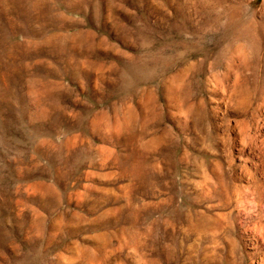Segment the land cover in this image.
I'll use <instances>...</instances> for the list:
<instances>
[{
    "label": "rangeland",
    "instance_id": "obj_1",
    "mask_svg": "<svg viewBox=\"0 0 264 264\" xmlns=\"http://www.w3.org/2000/svg\"><path fill=\"white\" fill-rule=\"evenodd\" d=\"M0 264H264V0H0Z\"/></svg>",
    "mask_w": 264,
    "mask_h": 264
},
{
    "label": "bare ground",
    "instance_id": "obj_2",
    "mask_svg": "<svg viewBox=\"0 0 264 264\" xmlns=\"http://www.w3.org/2000/svg\"><path fill=\"white\" fill-rule=\"evenodd\" d=\"M16 2H17V1H16ZM16 2H15V3H16ZM23 6H24V5H23ZM25 7H26V6H25ZM16 8H17V7H16ZM29 8H30V7H29ZM20 9H21V8H20ZM23 10H24V9H23ZM25 10H26V8H25ZM31 10H33V9H31ZM31 10H30V11H31ZM35 10H36V9H35ZM24 17H25V16H24ZM27 18H28V17H27ZM31 18H32V17H31ZM23 19H24V18H23ZM28 19H29V18H28ZM33 19H34V18H33ZM40 20H41V18H40ZM24 23H25V22H24ZM56 26H57V25H56ZM56 26H55V27H56ZM30 29H31V28H30ZM42 30H43V29H42ZM47 31H48V30H47ZM50 31H51V30H50ZM50 31H49V32H50ZM53 32H54V31H53ZM59 32H60V31H59ZM44 33H46L45 30L43 31V34H44ZM32 34H33V33H32ZM49 34H50V33H49ZM34 35H35V34H34ZM41 35H42V32H40L39 34L37 33V34L35 35V37H38V36H41ZM60 36H62V35H60ZM55 37H58V35H56L55 33H53V35H50V36H46V35H45V38H44V37H43V38L45 39V41L50 42V41H51L53 38H55ZM30 39H31V38H30ZM33 39H34V38H33ZM35 39H36V38H35ZM59 41H60V40H59ZM56 42H58V41H56ZM56 42H55V43H56ZM63 43H65V42H63ZM56 48H57V47H56ZM57 54H58V53H57Z\"/></svg>",
    "mask_w": 264,
    "mask_h": 264
}]
</instances>
